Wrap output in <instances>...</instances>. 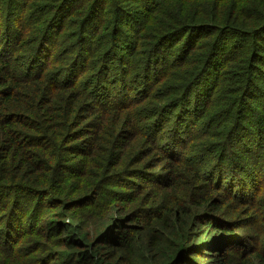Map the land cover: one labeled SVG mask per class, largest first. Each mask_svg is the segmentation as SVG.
Masks as SVG:
<instances>
[{
	"label": "trees",
	"instance_id": "trees-1",
	"mask_svg": "<svg viewBox=\"0 0 264 264\" xmlns=\"http://www.w3.org/2000/svg\"><path fill=\"white\" fill-rule=\"evenodd\" d=\"M0 264H264V0H0Z\"/></svg>",
	"mask_w": 264,
	"mask_h": 264
}]
</instances>
